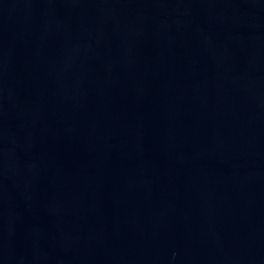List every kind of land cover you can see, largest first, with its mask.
Masks as SVG:
<instances>
[{
  "label": "water",
  "instance_id": "obj_1",
  "mask_svg": "<svg viewBox=\"0 0 264 264\" xmlns=\"http://www.w3.org/2000/svg\"><path fill=\"white\" fill-rule=\"evenodd\" d=\"M0 264H264V0H0Z\"/></svg>",
  "mask_w": 264,
  "mask_h": 264
}]
</instances>
